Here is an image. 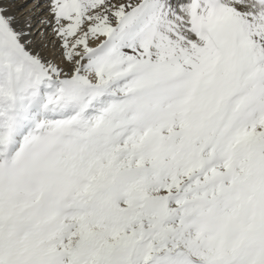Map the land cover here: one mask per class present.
I'll use <instances>...</instances> for the list:
<instances>
[{"label": "snow or ice", "instance_id": "snow-or-ice-1", "mask_svg": "<svg viewBox=\"0 0 264 264\" xmlns=\"http://www.w3.org/2000/svg\"><path fill=\"white\" fill-rule=\"evenodd\" d=\"M0 264H264V0H0Z\"/></svg>", "mask_w": 264, "mask_h": 264}]
</instances>
